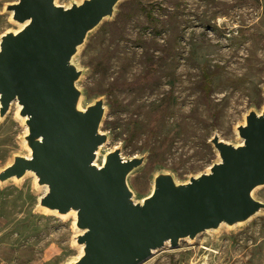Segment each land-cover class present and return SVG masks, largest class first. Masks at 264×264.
<instances>
[{
	"label": "rangeland",
	"instance_id": "rangeland-1",
	"mask_svg": "<svg viewBox=\"0 0 264 264\" xmlns=\"http://www.w3.org/2000/svg\"><path fill=\"white\" fill-rule=\"evenodd\" d=\"M16 1L0 0V36L19 29L4 11ZM152 55L166 59L153 68L154 76H146ZM76 62L86 69L79 83L83 105L100 95L116 103L102 126L113 134L102 154L121 145L126 157L149 150L129 178L140 198L161 168L174 170L178 181L206 171L217 159L210 137L217 133L239 143L234 127L251 106L261 109L264 0H128L91 35ZM205 69L214 74L209 103L197 90ZM170 90L175 103L156 122L154 111ZM24 132L14 103L0 120V169L13 155L26 153ZM43 193L30 175L0 185V264H65L78 256L74 215L38 209ZM255 196L264 202V187ZM142 264H264V212L234 229L223 226L178 248L166 246Z\"/></svg>",
	"mask_w": 264,
	"mask_h": 264
},
{
	"label": "water",
	"instance_id": "water-1",
	"mask_svg": "<svg viewBox=\"0 0 264 264\" xmlns=\"http://www.w3.org/2000/svg\"><path fill=\"white\" fill-rule=\"evenodd\" d=\"M128 0H17L4 5L18 30L0 36V120L15 103L25 127V154L0 169V185L30 175L44 191L37 208L74 215L76 258L65 264H142L160 249L199 235L234 229L264 212V101L234 127L239 143L215 133L217 156L206 171L178 181L157 171L150 192L137 198L130 176L148 149L123 156V145L102 154L113 136L102 126L111 104L100 95L83 105L86 69L76 59L105 21ZM264 94V87H263Z\"/></svg>",
	"mask_w": 264,
	"mask_h": 264
},
{
	"label": "trees",
	"instance_id": "trees-1",
	"mask_svg": "<svg viewBox=\"0 0 264 264\" xmlns=\"http://www.w3.org/2000/svg\"><path fill=\"white\" fill-rule=\"evenodd\" d=\"M166 59V57L162 56V57H154L153 55L150 57V63H149V70L146 73V76H148L150 74V76H154V69L156 68L157 64L164 61ZM155 66V67H154ZM159 66V65H158ZM213 75L214 74H210L208 71H206V69L203 71V75L201 80L198 82L197 85V90L200 91L203 100L205 101V103H209V97L210 94L212 93L213 90ZM174 86V82L171 83V87L173 88ZM171 88V89H172ZM114 87H111L109 89V94H112L114 92ZM172 90H170V92L168 93V96L166 97V100L163 101L160 105L157 106V108L155 109V115L156 117L154 118V121L159 122L161 120L162 117L165 116V112L171 107L172 104L175 103V98L173 97L172 94ZM167 100H169V103L167 102ZM109 103L111 104V107L114 108L116 106V103L114 101V99H110ZM158 126H156L157 128ZM156 128H152V133H155L157 130ZM207 143V142H206ZM145 148L143 147L141 149L144 150ZM140 151V152H141Z\"/></svg>",
	"mask_w": 264,
	"mask_h": 264
}]
</instances>
